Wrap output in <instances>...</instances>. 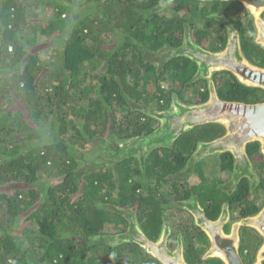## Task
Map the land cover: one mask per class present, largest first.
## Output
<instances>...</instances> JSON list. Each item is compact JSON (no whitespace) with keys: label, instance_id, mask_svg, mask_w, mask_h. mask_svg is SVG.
Here are the masks:
<instances>
[{"label":"trees","instance_id":"obj_1","mask_svg":"<svg viewBox=\"0 0 264 264\" xmlns=\"http://www.w3.org/2000/svg\"><path fill=\"white\" fill-rule=\"evenodd\" d=\"M223 17L239 30L245 57L264 68V48L251 40L238 1L0 0V264H105L95 240L133 208L157 238L170 209L159 191L165 179L199 143L223 135V126H198L173 147L152 150L144 165L123 160L117 148L114 160L84 177L79 152L153 134L159 121L146 108L168 110L173 97L207 102L208 81L196 79L194 61L177 57L161 71L147 55L181 47L186 23L198 45L222 50ZM223 73L216 78L221 100L264 102L263 90Z\"/></svg>","mask_w":264,"mask_h":264},{"label":"flooded vegetation","instance_id":"obj_2","mask_svg":"<svg viewBox=\"0 0 264 264\" xmlns=\"http://www.w3.org/2000/svg\"><path fill=\"white\" fill-rule=\"evenodd\" d=\"M245 9L250 17L249 22L253 26V37L251 40L256 44V40L260 37L256 22L246 7ZM186 12H181L179 14L180 17H188ZM239 15L244 18L246 12H240ZM221 19H224L227 23V25H222L225 30L228 24L232 27L234 26L228 22L227 18L223 17ZM261 19L264 21V13ZM245 23L246 26L242 27H244L243 30L247 35V31L250 30L247 28L248 20ZM245 23L243 24L245 25ZM234 29L239 32L236 27ZM226 31L228 39V29ZM193 32L194 29L186 23L185 29L182 31V45L187 37L198 45L194 39ZM239 36L241 42L242 37L240 34ZM198 46H204L207 49L205 44ZM164 48H171V46L167 45ZM147 59L153 65L159 67L161 71L171 60H165L158 56L157 53L147 55ZM225 74L221 73L218 76H216L217 74L214 76L219 77ZM143 108L145 109V106ZM146 111L156 112L150 108H146ZM160 126L158 124V129ZM207 126L210 125L200 126L199 128ZM199 128H194L188 133L197 132ZM223 135H226L225 128ZM223 135L212 139L211 142L199 143L197 150L193 154L198 151L201 145L219 140L224 137ZM232 146L226 144L219 151L205 152V158L200 162H192V155L184 168L165 179V183L159 191L164 196L168 195L169 198L165 202L170 204V209L161 217V232L156 239L150 238L145 232L142 226L143 222L140 221L141 215L139 216L138 214L134 218L131 216V210H122L127 212L129 216L121 213V218L119 217L114 222L112 221V230L105 231L104 235L101 236L107 238L104 239L105 244L99 243L103 246L102 251H106L103 259L105 264H164L160 258L167 256L166 251L176 253L180 246L183 249V259L186 264H228L225 251H237L243 264H257L260 252L264 251V143H248L245 147L242 146L240 148V152L239 149ZM132 150L133 154H140L143 149L140 146H133ZM211 158L216 161L214 167L197 169L203 162ZM144 163V161L143 163L140 162L142 165ZM208 165L207 163L206 166ZM191 175H195L193 179H197L195 185H191V180H193ZM212 177H216V181L212 180ZM160 182L162 181L160 180ZM154 187H156V184L152 188ZM171 187L174 190V195L171 194ZM180 203L186 204L194 212H196V209L203 212V227L198 223L193 212L178 206ZM174 207L176 209L179 208V215L175 212L171 213V208ZM115 210H118V208H115ZM183 215L184 217H182ZM134 219L139 222L138 227H135L136 230L141 231L152 243L165 247H162L164 250L160 249L158 251V257L147 253V250L134 242L113 244L108 240L109 237L128 233L129 230L136 231L133 228ZM176 222L179 226L176 225ZM165 227H168L169 230H165ZM167 233L169 235L164 241ZM98 242L100 241H97L96 244ZM137 251L139 255L133 256L137 255ZM101 255L103 256V254ZM260 264H264V260H261Z\"/></svg>","mask_w":264,"mask_h":264},{"label":"water","instance_id":"obj_3","mask_svg":"<svg viewBox=\"0 0 264 264\" xmlns=\"http://www.w3.org/2000/svg\"><path fill=\"white\" fill-rule=\"evenodd\" d=\"M173 1L162 0V5L165 6ZM197 1H238L242 3L256 22L260 36L256 42L264 48V21L261 19L264 13V0ZM227 29L229 36L227 44L222 50L209 51L196 45L187 37L181 47H171L165 55L160 56L165 60L186 57L194 61L198 66L196 77L208 81L209 99L205 103L183 104L174 98L172 109L169 111L163 113L150 112L151 116L161 123V126L149 136L133 139L131 142L134 146L146 148L147 151L151 152L159 147L171 146L183 133L195 127L209 124L223 126L226 135L210 144L201 145L192 156V162L199 158H205L204 151L216 152L226 144L233 145L232 147L239 149L240 152V148L245 147L248 143H264V102L246 104L221 100L215 84L210 81L213 74L227 72L232 74L243 86L264 91V68L252 64L245 57L238 32L230 25ZM180 205L184 206L183 204ZM193 213H195L198 223L203 227V212L196 209V212L193 211ZM131 231L114 237L112 241L115 243L134 242L147 250V253L156 257H158V251L165 248L149 241L141 231ZM225 252L228 264H243L237 251ZM166 254L167 256L159 257L164 264H186L181 246L176 253L166 251ZM261 260H264V251L260 252L257 264H260Z\"/></svg>","mask_w":264,"mask_h":264},{"label":"rangeland","instance_id":"obj_4","mask_svg":"<svg viewBox=\"0 0 264 264\" xmlns=\"http://www.w3.org/2000/svg\"><path fill=\"white\" fill-rule=\"evenodd\" d=\"M172 3V2H171ZM167 9V10H166ZM163 10H165L163 13H164V15H166L167 17H170L171 15H172V11H170V9L168 10V8H163ZM161 12V11H160ZM162 13V14H163ZM199 21H197L196 22V24L198 23ZM202 25V24H201ZM201 25H198V27H201ZM230 24H228V26H229ZM231 26V25H230ZM116 33L113 31V32H110L108 35H107V38L108 37H110L108 40H110V39H112L110 42H112V41H115L116 40ZM207 42L208 41H204V44L206 45L207 44ZM202 48H204V46H201ZM207 48V47H206ZM171 48H164V49H162L160 52H157V55H159V56H163V55H165V53L166 52H168L169 50H170ZM156 54V53H155ZM215 74H213V77L210 79V81H212L214 84H215V86H216V89H217V81H216V78H218V77H216V76H214ZM196 79L198 80V78L196 77ZM217 92H218V90H217ZM194 93H195V91H194ZM201 93V91L199 90V94ZM198 94V95H199ZM178 99V101L180 100V102H182V103H186V101L187 100H189L188 98H189V96L187 95L186 96V94L184 93V95H183V98H179L178 96H176ZM198 101V100H197ZM200 101V100H199ZM109 143V142H108ZM108 143H106L105 145H103V147H104V149H101V150H99V147L100 146H97L96 148H95V150L94 151H87V150H83L82 152H79V167H78V176L79 177H84L87 173H89V171H94L95 170V168L94 167H96L97 165H99L100 163H102L103 161H105V162H108V161H110V160H112L114 157H115V155L117 154V148H119L120 149V151H121V153H122V157H123V160L124 159H126V157L127 158H129V159H131V158H133L134 160H133V163H134V165H136V163H139V162H141V163H143V161L144 162H146L147 161V158L149 157V155L151 154L150 153V151H147L146 150V148H142L143 150L141 151V153L140 154H133V146H134V144H132V142L131 141H126V142H122V143H118V145L116 144L115 146H114V150H111L110 149V147L112 146V145H110V143L108 144ZM172 147V146H171ZM90 148V147H89ZM89 148H86V149H89ZM123 151V152H122ZM206 151H204V153H205ZM207 152H209V151H207ZM127 154H132V155H127ZM114 160V159H113ZM197 161H202L200 158L199 159H197V160H194L193 162H197ZM215 160H213L212 158L211 159H208V160H206L205 162H203V164L202 165H200L197 169H205V168H207V167H211V166H215L214 164H215ZM209 164L208 166H206V164ZM195 164V163H194ZM201 166H202V168H201ZM107 168H103V171L104 170H106ZM112 172H114L115 174H116V171H115V169H112ZM113 173V174H114ZM196 175V174H195ZM195 175H191V177H192V179H193V177L195 176ZM189 176V175H188ZM212 180H215L216 181V177H212L211 178ZM197 183V179L195 178V179H193V180H191V185H195ZM204 187H206V186H204ZM164 189V188H163ZM163 189H162V191H163ZM171 190H172V193L171 194H173L174 195V190L172 189V187H171ZM165 199L164 200H162V202H164V201H166L169 197H168V195L167 196H165L164 197ZM164 203H166V202H164ZM180 204H183V203H180ZM180 204H178V206H180L182 209H186V210H188V211H191V212H193L192 210L193 209H191V208H189V206H186V204H183L184 206H181ZM131 210V216H133L134 218L138 215L137 214V209L136 208H133V209H130ZM173 212H175V213H177V215H179V208L178 209H176V207H174V208H171V213H173ZM123 213H125L124 215H126V216H129L128 215V213L127 212H123ZM193 214H195V213H193ZM182 217H184V215L182 216ZM195 218H196V216H194ZM113 222H114V220H112ZM198 221V220H197ZM113 222H109V224H106L105 226H104V228H103V231H102V234H104V232L105 231H110V230H112V228H113ZM138 223L139 222H137V220L136 219H134V224H133V228L135 229V227H138ZM176 225H178L179 226V224H177V222H176ZM132 228V227H131ZM165 230H169V228L168 227H165ZM101 234V236H103ZM125 234V233H124ZM120 235H123V234H120ZM120 235H116V236H112V237H109L108 238V240L111 242V243H113V244H119V243H115V242H113L112 240H113V238L114 237H117V236H120ZM168 235H169V233H167V235H166V238H165V240L167 239V237H168ZM97 237L96 238V242L97 241H100V242H98V243H101V244H105V242H104V239H107V238H103V237ZM104 252L105 251H102L99 255H98V257L99 256H101V259H104V256H102L101 254H103L104 255ZM123 252V251H122ZM135 254H136V252L135 251H133ZM139 255V252L137 251V255H133V256H138ZM96 263V261L94 262V264Z\"/></svg>","mask_w":264,"mask_h":264},{"label":"clouds","instance_id":"obj_5","mask_svg":"<svg viewBox=\"0 0 264 264\" xmlns=\"http://www.w3.org/2000/svg\"><path fill=\"white\" fill-rule=\"evenodd\" d=\"M217 74H218V73H217ZM164 86H165V85H164ZM164 86H162V87H164ZM175 98H177V97H175ZM177 99H178V98H177ZM173 100H174V97H173ZM179 102H180V100H179ZM181 103H182V102H181ZM183 104H184V103H183ZM185 104H187V103H185ZM172 106H173V102H172ZM172 106H171L168 110L161 111V112H158V113L167 112V111H169L170 109H172ZM158 124L161 125V123H159V122H158ZM195 128H196V127H195ZM193 129H194V128H193ZM191 130H192V129H191ZM189 131H190V130H189ZM187 132H188V131H187ZM187 132H185V133H187ZM183 134H184V133H183ZM181 136H182V135H181ZM181 136H180V137H181ZM180 137H179V138H180ZM134 139H136V138H134ZM132 140H133V139L128 140V141H132ZM176 140H177V139H176ZM176 140H175V141H176ZM175 141L171 144L172 147H173ZM124 142H126V141H124ZM171 146H169V147L171 148ZM158 149H160V147H159ZM198 149H199V148H198ZM122 152H123V151H122ZM193 155H194V154H193ZM191 158H192V157H191ZM203 159H204V158H203ZM203 159H201V160H203Z\"/></svg>","mask_w":264,"mask_h":264}]
</instances>
